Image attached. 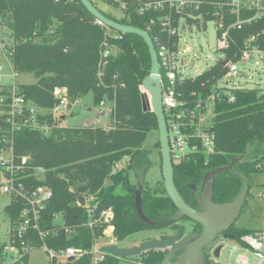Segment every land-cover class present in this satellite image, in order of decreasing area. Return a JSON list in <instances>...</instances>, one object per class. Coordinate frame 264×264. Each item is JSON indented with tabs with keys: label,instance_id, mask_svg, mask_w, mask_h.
Listing matches in <instances>:
<instances>
[{
	"label": "trees",
	"instance_id": "1",
	"mask_svg": "<svg viewBox=\"0 0 264 264\" xmlns=\"http://www.w3.org/2000/svg\"><path fill=\"white\" fill-rule=\"evenodd\" d=\"M91 1L95 5L94 0ZM101 12L117 22L147 29L154 43L155 32L148 29L146 23L157 15L155 12L139 15L129 8L119 18ZM232 19L226 16L227 23ZM4 26L9 30L6 55L12 70L18 75H31L35 80L29 84L18 83L16 93L42 111L36 113L35 120L38 126L45 123L47 132L29 122L20 124L23 116L21 120L15 117L11 129L8 115L0 112V150L10 148L14 158L25 156L28 164L44 168L45 179L34 180V183L48 185L53 191L43 211L47 226L51 225L54 213H61L68 226L78 224L77 235L72 238L67 239L60 233L56 240L49 236L46 242L90 248L92 234L88 228L80 226L86 219V211L77 204L79 196L92 195L99 209L110 207L113 210L116 240L136 231L169 226L172 221L167 218L176 208L166 195L163 181L149 187L144 180L149 151L143 148V143L148 133L157 129V122L153 112L142 108L139 87L150 69L148 48L142 38L98 23L79 0H0V28ZM229 36V47L224 50L226 59H237L251 36L255 39L249 47L264 52V14L255 21L243 23L240 29H229ZM105 47L111 51L104 57ZM222 63L219 61L193 80L176 85L177 91L186 97L193 91L205 95L224 74ZM57 88L65 90L68 108L89 91L94 104L110 100L111 124L106 127L57 125L50 112L58 101L54 95ZM229 91L215 100L213 153L198 152L172 164L174 184L184 201L193 207L198 205L196 194L208 170L227 166L234 157L246 153L241 162L233 164V172H222L214 177L213 201L217 203L230 201L237 195L243 185L242 177L248 179L250 188L252 175L262 172L258 165L264 161V88L230 87ZM10 95L9 85L0 89V98H4L0 111L9 110ZM229 95L233 96L232 101ZM154 145L159 148L158 139ZM130 171L142 183L141 208L144 215L154 221L153 225L143 222L136 213L137 182L130 181ZM118 186L123 189L122 193L115 191ZM20 209L21 203L16 200L4 207L10 224L17 221ZM182 221H188L193 230H200L197 223L186 217L180 223ZM255 231L232 224L224 234L238 239ZM4 243L0 241V247ZM163 256L160 250H150L142 253L140 261L160 264ZM91 258L90 253H86L74 264L119 262V258L110 253L96 263H92Z\"/></svg>",
	"mask_w": 264,
	"mask_h": 264
},
{
	"label": "built area",
	"instance_id": "2",
	"mask_svg": "<svg viewBox=\"0 0 264 264\" xmlns=\"http://www.w3.org/2000/svg\"><path fill=\"white\" fill-rule=\"evenodd\" d=\"M101 1L121 9L123 13L132 8L139 15L150 11L157 14L148 20L146 27L155 32L154 48L159 62L161 101L172 164L184 161L198 152L205 155L213 153L212 125L215 100L220 94L230 92V87L223 83L237 76L238 65L247 62L253 50L257 53L263 52L257 47H249L255 39V36H251L237 59H226L224 50L229 47L230 43L229 29H240L243 23L260 18L264 14V0ZM208 15H212V18H207ZM226 16H231L233 19L227 23ZM210 20L216 25V48L221 52V56L216 58L215 63L222 61L225 72L215 80L205 95L193 91L189 97H186L177 91L176 85L183 84L188 79L193 80L196 76L186 77L183 74V70L186 69L185 56L188 49H181L182 43L185 42L181 32L190 24L204 28L206 22ZM8 44V38L0 37L1 59L15 77L17 74L12 70L6 55ZM110 51L111 48L105 47L102 56H107ZM1 71H3L2 64H0ZM16 86L15 83L9 85L11 92L7 104L9 110L0 111L8 115L6 118L11 123V129L14 127L15 117L21 120L23 116L24 121L20 124L29 122V125L37 126L47 132V125L44 123L38 126L39 123L35 120L36 113L42 111L16 93ZM54 95L58 101L50 112L55 120L56 117L58 118L57 125L64 126L61 120L65 117L64 109H67L69 101L64 89H55ZM3 100L4 98L1 97L0 102ZM229 100H233L232 95H229ZM107 110V108L99 107L98 113H105ZM258 167L264 172V161ZM43 179H45L43 167L28 164L25 156L14 158L10 148L0 150V194H7L11 200L21 203L17 221L10 224L8 236L3 240L5 243L0 247V264H23L24 262L29 264L30 255L36 251L44 254L49 264H74L86 253H90L92 263L101 260L104 254L108 253L102 247L112 245L113 240H116L113 235V210L110 207L99 209L97 203L93 202L92 195L84 196V204L81 205L79 200L77 204L84 207L86 211V219L80 226L88 228L92 234L90 248L78 249L72 245H56L55 242L50 245L46 242L47 237L50 236L56 240V237L62 233L65 238L70 239L77 235L75 229L78 228V224L74 227L66 225L61 213L53 214L50 226L45 224L43 211L50 202L53 191L48 185L34 183V180L39 182ZM262 198H264V192ZM227 238L221 239L219 243L210 247L209 254L213 263H222L218 260V256H214V250L218 244L222 249L226 245ZM105 239L108 241H103ZM235 240L236 243L229 247L228 261L234 256L235 264H249L250 255L253 258L252 264H264V221L262 227L256 229L254 233L241 235ZM133 261L143 264L140 259Z\"/></svg>",
	"mask_w": 264,
	"mask_h": 264
},
{
	"label": "rangeland",
	"instance_id": "3",
	"mask_svg": "<svg viewBox=\"0 0 264 264\" xmlns=\"http://www.w3.org/2000/svg\"><path fill=\"white\" fill-rule=\"evenodd\" d=\"M95 6L109 15L119 18L123 12L121 9L112 6L101 0H94ZM113 34L112 31H109ZM182 39L185 38V42L182 43L181 49H188V53L185 56L186 69L183 70V74L186 77H195L206 71L210 66L215 65L216 58L221 56V52L216 48V25L210 20L206 22V26L198 27L195 24H190L185 27L181 32ZM9 30L6 26L0 28V37L7 38ZM0 64L3 65V71L0 72V89L6 88L8 85L15 83H33L35 80L31 75H15L13 77L12 71L8 68L7 64L0 59ZM228 87H245L264 88V52L257 53L251 52V56L247 62L240 63L238 65L237 76L231 78L229 82H224ZM143 93L141 85L139 87ZM99 107L108 109L105 113H98ZM112 108L110 100H105L102 104H94L92 99V93L89 91L83 95L79 100L72 103L71 107L64 109L65 117L61 120L62 124L69 127H81L86 125H96L100 127H106L111 124V116L109 110ZM58 118L56 117V123ZM61 124V122H60ZM46 133V131H45ZM158 139L157 129L148 133L143 148L149 151V161L147 169L144 174L145 183L149 187H154L157 182L162 180L161 176V159L160 149L154 145ZM129 178L131 182H135L133 172L130 171ZM116 192H123V189L118 186ZM264 192V172H258L252 175L250 188L248 195H246V203L243 205L240 215L233 223L235 226L259 229L263 225L264 221V198L262 193ZM11 201V197L7 194H0V241L7 238L10 229V220L4 211V207ZM185 228V233L191 227L188 221L181 222ZM162 234L157 230L147 229L140 230L128 234L122 240H113L112 245L116 247H133L139 245L142 242L158 239ZM220 238V237H219ZM221 240V239H220ZM219 240V241H220ZM103 241H108L107 239ZM226 245L220 250L218 260L222 263L235 264L234 256L228 261V250L231 245L236 243L235 239L227 238L225 240ZM209 254V252H208ZM141 255L119 257L118 264H141L140 262H134L133 260H139ZM210 257V254L208 255ZM213 264V262L210 260ZM253 263L252 256L249 255V264ZM29 264H49L47 257L36 251L30 255Z\"/></svg>",
	"mask_w": 264,
	"mask_h": 264
},
{
	"label": "water",
	"instance_id": "4",
	"mask_svg": "<svg viewBox=\"0 0 264 264\" xmlns=\"http://www.w3.org/2000/svg\"><path fill=\"white\" fill-rule=\"evenodd\" d=\"M79 1L86 10L94 16L98 23L116 32L136 34L140 36L146 44L150 57V69L141 82V87L144 90L142 93V108L143 110H150L153 112L157 122L163 186L166 195L176 208V211L167 219L176 222L186 217L190 222L197 223L201 226L199 234L194 232L185 234V228L181 226L175 235H169L165 239L148 240L133 247L120 248L115 245H106L102 248L104 251L118 258L140 255L150 250H160L164 254L160 264H204L203 248L208 245L217 234L224 233L235 222L240 215L246 195L249 191L248 179L242 177L243 185L237 195L230 201L217 203L213 201L212 181L219 173L233 172V164L235 162H241L246 153L244 152L241 156L234 157L227 166L208 170L204 174L199 192L196 194V200L198 202L197 208L187 204L173 181V165L161 101L159 62L152 38L144 29H140L129 23H120L108 18L91 0ZM141 189L142 183L139 180L134 191L135 210L138 217L143 222L153 225L154 221L146 217L142 211ZM78 200L81 205L84 204L83 196H79ZM226 237L232 238V236ZM220 249V245L215 248V257L219 256Z\"/></svg>",
	"mask_w": 264,
	"mask_h": 264
},
{
	"label": "flooded vegetation",
	"instance_id": "5",
	"mask_svg": "<svg viewBox=\"0 0 264 264\" xmlns=\"http://www.w3.org/2000/svg\"><path fill=\"white\" fill-rule=\"evenodd\" d=\"M134 176V175H133ZM135 180H136V184L138 185V181L136 177H134ZM136 185V186H137ZM197 208V207H196ZM181 220V219H180ZM180 220L176 221V222H172L169 226L167 227H163V228H159V229H153V230H157L158 232H160L162 235L158 238V239H165L167 236L169 235H175L178 231H179V228L182 226V223H180ZM183 222V221H182ZM191 225V224H190ZM199 225V224H198ZM200 226V225H199ZM201 231V226H200V230H198V228H195L194 230L192 229V227H190V229L185 233H189V232H194V233H200ZM220 237V238H219ZM226 238V235L222 232L220 234H217L214 239L208 244L206 245L204 248H203V251H204V264H212L210 262V257L208 256V252H209V249L211 246H213L214 244H217L219 243L220 239H223ZM219 246V244L217 245ZM212 261V260H211ZM213 262V261H212ZM213 264H217V263H213Z\"/></svg>",
	"mask_w": 264,
	"mask_h": 264
}]
</instances>
